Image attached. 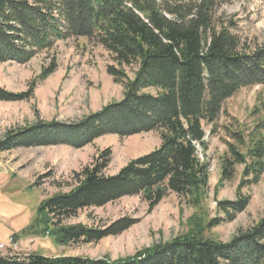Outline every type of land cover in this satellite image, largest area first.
Segmentation results:
<instances>
[{"label": "trees", "instance_id": "obj_1", "mask_svg": "<svg viewBox=\"0 0 264 264\" xmlns=\"http://www.w3.org/2000/svg\"><path fill=\"white\" fill-rule=\"evenodd\" d=\"M264 2V0H260ZM221 0H0V63L26 64L56 42L85 39L108 52L106 72L123 87L120 100L103 105L75 122L37 120L8 130L0 153L14 148L64 145L79 149L104 135H159L152 150L105 173L111 149L98 151L73 171L69 191L41 200L34 224L61 245L96 243L129 229L139 218L121 216L101 227L62 221L78 211L138 196L150 212L168 193H175L193 213L187 230L130 255L110 258L44 256L30 253L22 261L0 256V264H264V211L247 229L228 241L208 236L231 222L250 203L242 189L257 185L264 173V94L256 95L251 125L230 118L223 109L237 91L264 86V43L251 45L233 23L215 17ZM54 55V54H52ZM57 67L52 56L27 90L0 87V101L29 99ZM130 71L131 76L128 74ZM225 116L231 121L219 123ZM229 138L214 187L215 218L207 215L209 171L200 160L208 148L205 127ZM197 144V145H196ZM241 166L234 200H217ZM37 182H34L36 185ZM32 227V226H31ZM16 239V238H15Z\"/></svg>", "mask_w": 264, "mask_h": 264}, {"label": "rangeland", "instance_id": "obj_2", "mask_svg": "<svg viewBox=\"0 0 264 264\" xmlns=\"http://www.w3.org/2000/svg\"><path fill=\"white\" fill-rule=\"evenodd\" d=\"M215 17L233 23L240 38L251 45L264 43V2L221 0L215 9ZM52 56H55L57 63L55 71L46 79L38 81L29 99L0 101V139L8 130L37 120L78 121L122 97L123 87L106 72L107 64L111 63L108 52L82 38L59 40L54 50L41 52L26 64L0 63V87L12 92L27 90L42 68L49 65ZM128 74L131 76L130 71ZM260 92L264 94V86L240 89L225 101L223 109L230 118L251 125L255 120L253 115H257L254 112L255 98ZM224 120L231 121L222 116L219 123ZM204 140L208 145L205 155L196 144L197 153L199 159L208 164L209 192L205 205L207 215L215 218L220 214L215 209L214 187L219 178L221 157L227 150L225 141H229V138L221 130L211 134L209 126H206ZM159 142L158 133L150 131L125 137L104 135L79 149L55 145L1 152L0 243H7L10 235L17 238L20 231L25 229L22 235L24 241L21 243V239H16L19 251L13 255L25 256L36 252L50 257L109 255L114 259L184 233L188 228L187 218L194 209L188 207L175 193H168L150 212L138 196H127L102 207L82 209L75 216L62 221L63 225L81 223L101 227L121 216L139 218L137 223L121 234L96 243L61 245L47 233L36 234L38 227L34 220L39 202L57 192L69 191L73 184V171H79L88 164L98 151L107 147L111 149V160L104 172L114 174L127 161L149 152ZM240 169L241 166H238L235 178L220 189L217 200L236 198ZM34 182L37 184L34 185ZM242 192L251 196L245 211L233 221L213 227L209 237L228 241L261 217L264 211V173L257 185L244 188ZM8 253L9 250H0V256Z\"/></svg>", "mask_w": 264, "mask_h": 264}, {"label": "built area", "instance_id": "obj_3", "mask_svg": "<svg viewBox=\"0 0 264 264\" xmlns=\"http://www.w3.org/2000/svg\"><path fill=\"white\" fill-rule=\"evenodd\" d=\"M9 250V253L6 255L8 256L7 258L10 259V258H14L16 260H20L22 261L24 259V257H26V255H21V254H15L13 255L14 253H16L17 251H19L18 249V246H17V241L15 239L14 236L10 235L8 237V241L7 243H0V250Z\"/></svg>", "mask_w": 264, "mask_h": 264}, {"label": "crops", "instance_id": "obj_4", "mask_svg": "<svg viewBox=\"0 0 264 264\" xmlns=\"http://www.w3.org/2000/svg\"><path fill=\"white\" fill-rule=\"evenodd\" d=\"M4 188V187H3ZM43 200V199H42ZM6 202H7V199H6ZM36 211H37V209H36ZM25 233V229H22L21 231H20V233H19V235H17V238L16 239H18V240H20L21 239V243H23V234ZM16 236V235H15ZM20 236V237H19ZM39 254H42V255H44L43 253H39ZM44 256H47V255H44ZM50 257V256H49ZM89 257V256H88Z\"/></svg>", "mask_w": 264, "mask_h": 264}]
</instances>
